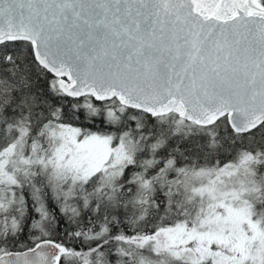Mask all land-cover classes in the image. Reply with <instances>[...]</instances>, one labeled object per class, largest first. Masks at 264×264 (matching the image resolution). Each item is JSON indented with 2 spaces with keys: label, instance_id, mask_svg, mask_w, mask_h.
Masks as SVG:
<instances>
[{
  "label": "snow or ice",
  "instance_id": "1",
  "mask_svg": "<svg viewBox=\"0 0 264 264\" xmlns=\"http://www.w3.org/2000/svg\"><path fill=\"white\" fill-rule=\"evenodd\" d=\"M0 264H264V0H0Z\"/></svg>",
  "mask_w": 264,
  "mask_h": 264
}]
</instances>
